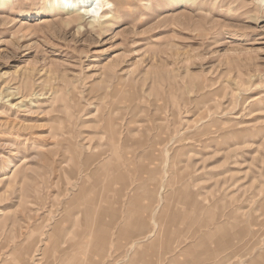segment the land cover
Masks as SVG:
<instances>
[{"label": "rangeland", "instance_id": "rangeland-1", "mask_svg": "<svg viewBox=\"0 0 264 264\" xmlns=\"http://www.w3.org/2000/svg\"><path fill=\"white\" fill-rule=\"evenodd\" d=\"M83 1L0 4V264H173L170 234L180 264H243L264 248V0ZM164 205L192 225L134 218Z\"/></svg>", "mask_w": 264, "mask_h": 264}, {"label": "bare ground", "instance_id": "bare-ground-1", "mask_svg": "<svg viewBox=\"0 0 264 264\" xmlns=\"http://www.w3.org/2000/svg\"><path fill=\"white\" fill-rule=\"evenodd\" d=\"M12 0H0V4H7ZM57 4L64 3L63 9H66L67 11H73L74 5L78 3V0H54ZM91 2V4H89ZM84 5L80 7V12H78V18L82 19L85 15H90V17H93L94 19L107 17L110 15V13L113 12V9L115 4L112 0H84ZM52 4V3H51ZM111 5L109 8L108 6ZM109 10V11H107ZM244 249L246 251L245 255L243 257H246V261L243 264H264V248H260L259 252L256 253L255 256H250L253 253L251 252V249H248V246H244ZM217 264V263H213Z\"/></svg>", "mask_w": 264, "mask_h": 264}, {"label": "crops", "instance_id": "crops-1", "mask_svg": "<svg viewBox=\"0 0 264 264\" xmlns=\"http://www.w3.org/2000/svg\"><path fill=\"white\" fill-rule=\"evenodd\" d=\"M158 202H160L161 203V200H158ZM160 203H159V205H160ZM164 204V203H163ZM158 205V206H159ZM168 205H164V207H163V209L162 210H159V212L157 213V216H155L154 215V213H153V211H150L149 213H147V214H140V215H135L134 216V218H136V217H138V220H140V222L139 223H145L144 224V226H146L147 224L148 225H150L151 226V224H152V226H154V222H153V220H155L157 223H158V225L161 223V224H163V223H165V221H168V222H171V223H175L176 221H177V219L178 218H180L181 216H180V214H178V216L177 215H175V216H171V217H160V213L161 212H163V211H165V209H166V207H167ZM151 207V205H147V206H144V209H148V208H150ZM192 215L190 214V215H187V216H184V217H181L180 218V221H179V224H182V223H184V224H188V225H192ZM160 219L162 220V221H164V222H161L160 221ZM135 221H136V219H135ZM151 223V224H150ZM171 223H169V224H171ZM166 224H167V222H166ZM149 226V227H150ZM160 227V226H159ZM157 235H160V234H158L157 233ZM160 236H162V235H160ZM171 237H173V235H167L166 236V238H167V251L163 254V256H162V258L165 256V255H167V254H170L169 255V257H168V262L167 263H173V264H180V263H186L187 261H185V262H181V261H179L180 260V258L182 257V255L180 256V257H177V256H179L181 253L183 254V257H187L186 255H188L189 253H188V251H189V248H187L186 250H184V251H180V250H176V248H175V246L176 245H174L175 244V242L174 243H172V241H173V239H175V238H171ZM136 238L137 237H135L134 236V239H133V241L134 240H136ZM156 238V237H155ZM142 243H144V242H142ZM149 244H153V245H155V242L154 241H151ZM139 245V247H140V245L141 244H138ZM145 245H147V244H145ZM136 247V246H135ZM135 253H137V250H135ZM190 256L192 257V254H190ZM173 257H177L176 259L177 260H175V261H172V259L171 258H173ZM155 258L154 257H152V262L151 263H145V262H142L143 264H159V262H153V260H154ZM162 259H160V261H161ZM134 262V260H129L128 262H127V264H132ZM187 264H191L190 262L189 263H187Z\"/></svg>", "mask_w": 264, "mask_h": 264}]
</instances>
